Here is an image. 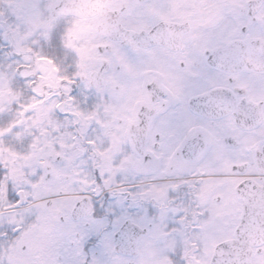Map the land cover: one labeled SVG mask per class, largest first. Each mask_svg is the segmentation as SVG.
<instances>
[{"label":"snow or ice","instance_id":"snow-or-ice-1","mask_svg":"<svg viewBox=\"0 0 264 264\" xmlns=\"http://www.w3.org/2000/svg\"><path fill=\"white\" fill-rule=\"evenodd\" d=\"M0 264H264V0H0Z\"/></svg>","mask_w":264,"mask_h":264},{"label":"flooded vegetation","instance_id":"flooded-vegetation-1","mask_svg":"<svg viewBox=\"0 0 264 264\" xmlns=\"http://www.w3.org/2000/svg\"><path fill=\"white\" fill-rule=\"evenodd\" d=\"M212 187H213V185L210 183V184L208 185L207 191H211V190H212ZM228 200H233V197H228ZM226 202H227V201H226Z\"/></svg>","mask_w":264,"mask_h":264}]
</instances>
